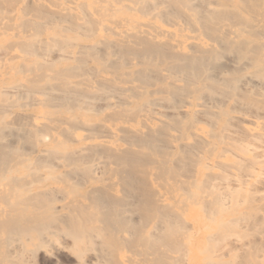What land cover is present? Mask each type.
I'll list each match as a JSON object with an SVG mask.
<instances>
[{
	"label": "bare ground",
	"instance_id": "obj_1",
	"mask_svg": "<svg viewBox=\"0 0 264 264\" xmlns=\"http://www.w3.org/2000/svg\"><path fill=\"white\" fill-rule=\"evenodd\" d=\"M0 51V264H264V0H0Z\"/></svg>",
	"mask_w": 264,
	"mask_h": 264
},
{
	"label": "rangeland",
	"instance_id": "obj_2",
	"mask_svg": "<svg viewBox=\"0 0 264 264\" xmlns=\"http://www.w3.org/2000/svg\"><path fill=\"white\" fill-rule=\"evenodd\" d=\"M47 8L49 7V9H50V7H52L53 9H55V7L54 6H52V5H50V6H46ZM2 50V49H1ZM2 52H3V50H2ZM1 51H0V54L2 53ZM16 52H18V51H16ZM3 54V53H2ZM249 76V78H252V75H248ZM256 79V77H254L253 76V79ZM264 81V80H263ZM26 101H27V99H25ZM24 100V101H25ZM244 105V104H243ZM245 107H247L246 105H244ZM244 107V108H245ZM26 108V109H25ZM32 107H30L29 105H27L26 107H24V106H21V107H15L14 109H13V112H12V114H10L9 116H8V118L10 119V120H12V117H13V119L14 118H17V112H18V114H20V115H24V114H26V113H28L29 112V110L31 109ZM241 109V111H238L236 114L239 116V117H241L240 119H242L243 120V122H242V120H240V119H237V118H234L233 119V122H231V125H233V124H236L237 122H239V124H238V128H237V125H233V126H236V129H239L240 127H239V125H241V128H240V130L242 131V129L244 130V132L246 131V129H245V127H243L242 128V125H244V126H247V123L248 122H245L246 121V119H248V118H255V116H256V114H257V117H260V116H258V115H261L262 114V112H263V114L261 115V117H260V120L261 121H263L264 120V109L262 108V109H259V110H255V109H251V107H249L248 106V108L247 109ZM21 109V110H20ZM18 110V111H17ZM23 110H24V112H23ZM251 110V111H250ZM16 111V112H15ZM240 112V113H239ZM254 112V114H255V116H254V114H252ZM256 112V113H255ZM258 112H260V114H258ZM251 113V114H250ZM246 118V119H245ZM245 119V120H244ZM238 120H240V121H238ZM235 122V123H234ZM205 123V121H203L202 122V124H204ZM206 123H207V121H206ZM205 123V124H206ZM243 123V124H242ZM204 124V125H205ZM231 125L229 126V129L227 130V133L228 134H226L225 133V136H227V137H231V135H233L235 138L234 139H239V141L241 140V138L242 139H245V140H247V138H245V135H244V132L242 131H238L237 132V130L235 129V127H233L232 126V128H234L235 129V132L234 133H236V134H234V133H232V131H234V129L232 130V128H231ZM207 126V128H209V126L210 125H206ZM211 127V126H210ZM210 129V128H209ZM212 129V128H211ZM228 131H230V132H228ZM243 134H241V133ZM230 133H232L231 135H229ZM238 133H240V135L241 136H239L238 135ZM237 135V136H236ZM233 136H232V138H233ZM251 138V143L253 144H250V147L251 148H253L252 146H257L258 144H260V145H258V147L256 148L257 150H258V148L260 147L261 149H259L258 151L259 152H261L262 150H264V139L263 140H261L262 138H264V136L262 135V136H258V137H249L248 138V140ZM260 140H259V139ZM255 149V148H254ZM254 149H253V151H254ZM261 150V151H260ZM230 151V150H229ZM231 153V152H230ZM235 153V154H234ZM231 155L233 156V155H235L237 158H242L241 156H240V153H236V152H232L231 153ZM262 157H264V156H262ZM262 157H260V158H262ZM264 158H262V160H263ZM233 170H235V169H230V171L229 170H226V174H230V172L232 173L233 172ZM260 169L257 167V170H256V173H254V176H252L253 178V180L251 179V181L253 182V183H255V181L257 180L256 178L259 176V178H258V181L260 182V183H258L257 181H256V183L255 184H253V185H257V186H255V187H258V188H260V186H261V184H262V182H261V179H263L264 177V170L262 171V170H260L262 173H260V172H258ZM238 171V170H237ZM238 172H240V171H238ZM238 172H236V173H238ZM243 174H245L243 171H241ZM240 172V173H241ZM257 174V175H256ZM259 174H261V175H259ZM234 177H236V176H233V178ZM258 184H259V186H258ZM262 186H263V184H262ZM64 257H66L65 255H63V258ZM44 259V263H46V264H50V262H51V260H52V258L50 257L49 258V256H45V257H43L42 258V260ZM48 260V261H47ZM50 261V262H49ZM51 264H52V262H51Z\"/></svg>",
	"mask_w": 264,
	"mask_h": 264
}]
</instances>
